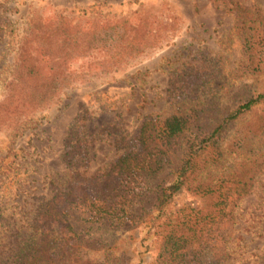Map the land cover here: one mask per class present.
Instances as JSON below:
<instances>
[{
	"label": "trees",
	"instance_id": "16d2710c",
	"mask_svg": "<svg viewBox=\"0 0 264 264\" xmlns=\"http://www.w3.org/2000/svg\"><path fill=\"white\" fill-rule=\"evenodd\" d=\"M145 23L131 28L120 20L31 19L0 102V129L23 134L28 117L72 87L82 73L73 64L91 52L101 57L87 70L111 71L141 55L153 44ZM261 25L253 29L251 43L243 40L248 60L255 54L253 39L264 52ZM242 89L237 105L220 115H207L202 106L190 113L184 107L143 116L126 152L88 178L69 168L61 183H49L48 198L21 212L17 221L10 222L12 214L0 207V264H62L81 251H100L108 263L122 234L141 227L152 237L150 264L231 262L236 207L263 167L253 140L264 133V84ZM254 109L260 112L255 120L244 131H233L235 121ZM72 132L65 151L71 163L83 156L78 131ZM179 190L196 196L198 206L167 213ZM79 264L96 263L85 259Z\"/></svg>",
	"mask_w": 264,
	"mask_h": 264
},
{
	"label": "rangeland",
	"instance_id": "374dc122",
	"mask_svg": "<svg viewBox=\"0 0 264 264\" xmlns=\"http://www.w3.org/2000/svg\"><path fill=\"white\" fill-rule=\"evenodd\" d=\"M57 16L80 24L120 20L131 28L144 21L153 44L111 71L87 70L88 63L101 57L91 52L73 64L82 73L72 87L28 117L23 134L0 129V207L12 214L10 222L47 199L49 183H61L69 168L86 178L101 172L129 149L143 116L184 107L190 113L202 106L207 115H220L237 105L244 86L263 87L264 52L255 38L254 58L248 60L242 43L254 36L258 22L264 31V0H0V102L31 19ZM257 63L259 69L251 74ZM259 114L255 109L246 113L233 131H244ZM74 130L83 156L71 163L65 151ZM253 142L263 155V167L236 207L231 229L230 258L240 264H264V133ZM198 203L196 196L179 190L166 211ZM118 240L108 263L100 251H81L62 264L85 259L96 264L151 263L154 249L146 228L123 233Z\"/></svg>",
	"mask_w": 264,
	"mask_h": 264
}]
</instances>
